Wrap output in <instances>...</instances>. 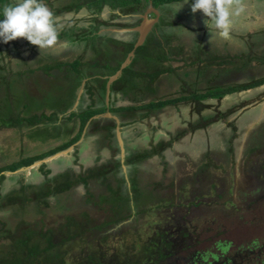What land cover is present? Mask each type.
I'll list each match as a JSON object with an SVG mask.
<instances>
[{
  "label": "rangeland",
  "instance_id": "rangeland-1",
  "mask_svg": "<svg viewBox=\"0 0 264 264\" xmlns=\"http://www.w3.org/2000/svg\"><path fill=\"white\" fill-rule=\"evenodd\" d=\"M10 1L17 2V0ZM74 1L76 0H43V3L55 14L57 7ZM193 2L194 0H190V6L185 4L179 12L178 8H174L173 5L179 6L184 3L172 4L169 10L170 13L172 12L169 17L177 22L172 26L171 34L181 39L183 43H179L175 47L172 44L171 47V43H174L172 40L174 36L167 34V32L164 35L163 30H161L162 39H166L169 44L165 50H162L155 44H151L157 40V36H149L148 40L143 43L147 46L146 53L150 56L149 60L157 62L158 58L167 56L168 59L164 60L166 61L164 66H175L177 73L182 74V76L185 72H188V76L186 73V80L183 85L182 83L180 84L181 87L178 89L177 94L190 95L195 90L206 91L209 87L216 86L217 83L225 86L229 84L230 86L233 85L235 88H239L249 83L264 80V0H242L244 12L236 18L230 38L225 40L217 37L212 44L209 42V30L203 22L206 19L203 13L197 12L193 14L191 11V3ZM114 10L117 12L121 9L116 8ZM110 11V6H108L104 13H110ZM71 15V13H67L64 16H55L58 18V24L62 25L59 37H61L62 32H66L68 37L74 34V31L80 34L82 26L87 20H90V12L84 10L79 11L77 15ZM66 28L70 29L63 31ZM120 35L125 36L126 33H121ZM21 40L26 43L25 45L23 44V49L27 50L24 53L27 59L24 61L25 68L28 67L26 61H29L31 66H39L42 61H37L34 56L39 47L30 44L25 38H21ZM94 42L96 43V40H92L90 45ZM82 44L81 42H69L67 37L63 36L48 51L51 50L53 52L55 50V52H60L58 49L62 47L65 49V52H68L63 57L65 60L68 59L67 61L77 58H82L83 60L89 59L90 57L87 56L88 53L86 54L85 47ZM187 46L189 48H186ZM161 47L165 48L164 46ZM0 48H5L2 40H0ZM105 49H103V53L107 52ZM214 51L225 54V57L219 61L209 60V55L214 53ZM186 52L189 55H193V65L186 58L183 62H172L173 65H171L169 58L172 53L182 56ZM200 54L203 56L202 62L197 61ZM6 55L0 56V86L3 90L2 95H4L3 98L0 96V103L3 105L0 106V117L5 116L10 118L15 112H22L26 116L43 113L44 111L48 115L55 112L54 105L51 107H38L40 102L36 104L34 101L32 102L27 99L28 96L38 93L36 90L37 86H34L29 91L24 89L18 90L25 83L24 77L18 76L16 73L13 74L17 70L14 71L10 67L12 65L9 63V57L6 58ZM88 55L93 57L92 61L85 68L90 72L92 69L90 64L96 59L98 62H102L103 57L94 58L92 53ZM11 57L15 60L16 64L19 59L17 54L14 53ZM133 60L134 57L132 58V62ZM139 63L140 65H144L141 62ZM196 63L197 65H194ZM140 65L136 64V67L142 70L145 69V67H141ZM59 70L63 74L62 79L54 80L51 84L46 83L45 86H40V93L42 95L40 99H44L43 101L46 103L47 101L49 102L47 97L49 95L53 98L51 99L52 102L65 104L66 101L73 100L74 96H76L75 94L78 93V88L72 80V78L75 80L78 76L77 71L71 65L67 69H65L64 65ZM173 72L174 69H171L165 72L162 78L158 79L156 83L157 93L154 97H167L169 92L174 90L175 82L179 81L177 77H168ZM198 80L201 81L200 86H197ZM91 83H93L96 91L94 97L97 98L100 92L98 89L102 86L101 82L96 83L93 81ZM125 88L130 93L132 91H140V88L138 89L137 87L129 89L126 85ZM83 89L84 87L80 85L79 91L81 90L84 93ZM125 92L127 94L126 90ZM228 95L225 98L222 97L221 100L205 101V119L201 120L199 125L192 126L193 128L198 126L203 127L206 131L198 130L195 135L193 134L192 138L186 136L185 139L187 142L189 141L188 149L185 152H177L175 154V160L172 161L174 163L173 167L169 169L165 168L164 170L158 169L159 171L156 175L157 171L155 169L158 168V165L154 166L153 164L148 166V171L152 169L150 176L147 175L146 177L139 178L140 182L143 181L145 183L141 186V190L150 189L155 191V193L151 192L152 194H148L144 191L143 195H140V193L136 194V199L137 201L139 200L138 203L144 206L143 209L146 210V213L140 214L135 218L137 220L135 224H138L136 229L126 225L124 228L126 230L128 227L126 230L127 234H124L122 240L118 238L112 239L113 246L121 243L127 245L138 243L139 236L135 235L137 231L140 233L141 238L146 240L147 236L152 233L155 223H158L168 213L169 215H173L174 219L179 221V224L183 227L188 225V228L194 231L190 232L189 235L192 239H187L188 242L194 244V248L185 249L186 247H182L180 251L181 255L190 254L191 250H194L196 246L197 249L201 250L222 252L221 261L230 258L235 264H264V165H262L264 162V86L253 90H241ZM83 96L82 94L81 97ZM24 103H28V105L24 106ZM187 103L192 104L194 108H203L202 105H196L192 100H189ZM87 104H89L88 101ZM55 105L59 110L60 106ZM80 105L76 103L74 107L76 111L85 110V105L82 104L81 108ZM175 113L171 109H163L159 114L160 118L156 121V126L152 125L154 118L142 120L141 125L143 129L141 130V136H146V141L149 142V139H152V141H154V138L161 139L164 135L163 130L168 126L174 130L179 129V123L182 122L183 116L182 118L181 116L178 118ZM141 117H143V114H141ZM99 118L101 120L95 121L90 128L93 129L92 133L100 125L112 123L110 120H107L111 119V117L109 118L106 114L101 115ZM73 119L75 121L70 120V123H68V120L66 121L68 127L73 129V132L64 133L59 137L55 134L52 125L56 126L60 124L61 120L60 122L50 124H46L47 122L37 124L40 128L41 126H46V129H42L41 132L38 130L32 131L34 127L27 124L18 128L0 129V168L8 167V165L19 162L27 156L37 155L44 150L47 151L63 144L69 137L79 131L80 118ZM165 120L170 121L169 125ZM213 120L216 122L210 124ZM49 126L52 128L48 129ZM154 130H158L161 134H154ZM91 139L93 138L79 141L74 147L80 146L81 149L82 143L89 142ZM74 147L66 155L62 156V154H59L57 158L51 160L55 168L47 160L44 162H41V160L40 162H34L33 166H35L31 169L29 168L30 170L27 169L26 172L31 171L32 174H35L32 181H35L36 184L30 189V187L26 186L28 184L25 185L23 183L24 188L20 189H23V191L27 189L26 194L20 190H13L19 187V181L25 172H19L21 170L17 172L7 171L5 185L2 183L3 181L0 184V193L5 197V201H8L7 194H9V197L14 198L13 200L28 201V197L33 196L34 191H39V185L44 186L47 183H51L52 185L59 184V177L77 181L81 171L82 174L85 172V168L83 170V166L85 165L87 167L89 165L93 167L100 165L87 170L90 173L95 172L100 167H108L112 172L106 176L97 178L98 181L95 180L96 187L79 185L75 190V195L72 196V201L74 200V202L69 201L70 203L72 202V207H67L65 209L67 212L64 215L60 211L52 209L48 204H43L42 200L38 202L33 200L35 202H29L30 206L22 207V209L19 208L20 205L18 208L14 207L10 209V204L6 202L9 205L0 211V229H18L25 220L29 222L40 221L42 227L49 228L53 224H60L65 216L77 213L79 210L82 212L90 210L88 212L92 214L93 219H96L97 216L101 218L104 215V209L108 205L107 198L113 200L111 197L117 196L121 183H124L122 187L127 184L123 172L114 173L116 159L119 156L124 157V155L118 154V156L112 154V159L106 163L102 159L100 161L95 160L96 163L94 161L93 163L87 150L83 149L81 151L79 148ZM176 147L175 151H177ZM181 149H186L184 141L181 143ZM68 161L69 166L64 167L63 163ZM45 171H48V173L45 174ZM141 172H137L138 174L140 173L139 176ZM125 174L127 175V172ZM11 175L14 176L11 177ZM55 175L58 176L56 177ZM117 175L119 178H117ZM49 178L54 179L49 182ZM155 179H158L159 182H156L157 180ZM196 182L201 184L199 189H195L194 185ZM177 188V195L181 192V197H177H180L179 201L175 194ZM128 192L125 190L122 191V194L128 195ZM196 198H201L206 203L204 202L205 204L194 207L196 206ZM50 200L54 203L55 199L51 198ZM101 200L102 202H100ZM176 200L178 203H176ZM115 209L116 207L113 208L112 214L108 216L114 215ZM35 210H41V213L39 212L38 214ZM70 211L73 212L70 213ZM179 215H184V218L182 217L184 222L180 220ZM108 216L106 215L104 218ZM119 229L122 230V227H119ZM8 241L9 239H5V241L0 240V257L7 254L6 252L11 245L8 244ZM15 241H19V238H15ZM220 241L231 242V245L225 252L221 251L218 246ZM82 244L83 242L81 243L76 240L71 247L73 249L80 248ZM175 262L180 264L182 261Z\"/></svg>",
  "mask_w": 264,
  "mask_h": 264
},
{
  "label": "flooded vegetation",
  "instance_id": "flooded-vegetation-1",
  "mask_svg": "<svg viewBox=\"0 0 264 264\" xmlns=\"http://www.w3.org/2000/svg\"><path fill=\"white\" fill-rule=\"evenodd\" d=\"M79 3H81L82 6L79 9H76L75 6H76V4H79ZM179 3H185V0L173 1V2H171V3H169L167 5L169 8H164V7L158 8V7H155L153 5L159 12V17H158L159 20L155 24H153L152 30L148 34L147 39L145 40V42L148 40L149 36L155 35L158 38L153 43L156 45L157 44L156 42L158 41V47L160 45L164 46V45H166L168 43V42H161L160 38L162 39V37H163V36H161V30H163L164 35H166V32H167V34H169L171 36H174L173 34H171L172 33L171 30H172V26L175 24L176 21H174L173 19H171L169 17L171 15V13H172V12L170 13L169 10H170L172 4H179ZM70 4L75 5L74 8L66 10V7L69 6ZM187 5L190 6V0H189V3ZM107 7H108V5H104L101 8V10L98 11L99 12L98 13V12L95 11L94 8L89 6V3H88L87 0H76L74 2H70L69 4L61 5V6L57 7L56 8V13L54 14V16H57V17L64 16L67 13H71L72 14L71 16H73V15H77L79 13V11H81V10L90 12V17H89L90 20H87V22L82 26L80 32L88 33L89 31L93 30L94 27L99 26V29L97 30V33L99 35H106L107 37H109L111 39V41L106 42L104 38L98 37V38L95 39L96 43L94 42L93 44L90 45V42L92 40H88V39H86L85 41L81 40V36H80L81 33L79 34V33L75 32V31H74V34H72L69 37L67 36L66 32H62L63 35L61 34L60 35L61 37H59V38H62L64 36V37H67L69 42L73 41V42H81V43H83L82 45H84V47H85L86 54L87 53L88 54L92 53L94 58L95 57H103V60L108 59L110 61H114L118 56H120V54L122 52V47L125 45V43H127V42L129 43V42H133V41L136 42L137 39H138L139 34H138L137 31H130V32L126 33L125 36H123V35L119 36V34L112 36V34L110 35V34H106V32H100V31L103 28H107L109 26H118L120 28H132L134 26H137L142 21V18H141L140 15L142 13L146 12V10L148 9V6L146 7V9L144 11H134V12H124V10H122V9L120 11L115 12V10L110 7V10H111L110 13H108V12L104 13ZM165 10H167V11L164 14ZM171 11H172V9H171ZM149 17L150 18H155V17H157V15L154 12L151 11L149 13ZM162 20H164V22H161ZM69 29L70 28L63 29V31L64 30H69ZM71 30H73V29L71 28ZM72 37H74V38H72ZM106 39H108V38H106ZM172 40H173L174 43H171V47H172V44L175 47V46H177V44L183 43V41L181 39L177 38L176 36H174V39H172ZM105 43H107L109 45V47H110L109 50L105 46L106 45ZM23 44L25 45L26 43H24V41H22L21 38H18L17 40H14V41H10L8 43H4L3 42V46L5 48H0V56L4 55V54H7L6 58L9 57L8 58L9 63L12 65L10 67L13 68L14 71L17 70L16 72H13V74L16 73V74H18V76L21 75L22 77H24L25 83H23L22 87L18 88V90L20 91V89H24V90L29 91L30 89L34 88V86H37L36 90L38 91L39 94L38 93H34L36 95L33 94L32 96H28L27 99L32 101V102H33V100L36 101V102H37V100L43 101L44 100L43 97H42L43 100L40 99L41 96H42L41 93H40V86H43V85L45 86L46 83L47 84H51L54 80L57 81V80H60V79L63 78V74H61L62 72H60V70H59L61 68H57V67H59L60 63L67 62L68 59L65 60V59H63V57H65L68 54V52H65V49H63L61 47V48L58 49L60 52H55V50L52 52L51 50L48 51V49H47V50L43 51L42 54H41V50L39 49V50H37V52L34 53V56H35L37 61H42L43 63L41 62V64L39 66L34 67V66L30 65L29 61H26V64H27L28 67L25 68V62L24 61L27 60V59H26L24 53L27 50L23 49L24 48ZM105 47H106V49H105ZM133 47H134V45H133ZM186 48H189V46H187ZM186 48H185V50H187ZM103 49L107 50V52L103 53L104 52ZM14 53L17 54V57L21 60V62L18 59V61L15 64V60L11 57ZM88 54H87V56L90 57V58L86 59V62H91L93 57H91ZM135 56H136V53H135ZM135 56H134V58H135ZM223 57H225V54H222V53H219L217 51H214V53H211L209 55V60L219 61ZM185 58H186L187 61L190 60L191 61L190 64L193 65V63H192L193 55L192 54L189 55L188 52H186L182 56L181 55H176V53H172L169 59L171 60V64H172V62H183V61H185ZM73 60H76V59H73ZM202 60H203V56L200 54L198 56V58H197V61L202 62ZM72 61H70V62H72ZM49 65L54 66L51 69V71H54L56 73V76H54L55 78H53V79L51 78L50 80L46 78V75H47V77L49 76V74H47L48 72L47 73L45 72L46 67L49 66ZM194 65H197V63L194 64ZM14 66L16 67V69H15ZM171 67H172V69H174L173 74H171L172 75L171 78L177 77L179 82H175L174 88H173L174 89L173 92H170V94L167 97H165V96L164 97H160V98L159 97H154L156 95V93H157L156 89L154 88L153 91L147 93L146 95H143L142 99L140 101H135L134 98L136 99L137 97L134 96V94L132 95L131 93L126 94L125 88H123V89H115V90L112 88L113 84L118 79L115 80L113 82L112 86H111V96H110L109 102L107 103L106 100H105V96H106V88H105V95L103 97V101L97 103L99 105V107L100 106L103 107V105L106 106L104 112H101V113H98V114H104L105 115V114H107V112H111L113 114H117V116L119 117V119H120V124L119 125L117 124L116 120L111 117L116 122V125H115V128H114V133L111 134L108 131L106 132L104 129H100V130L98 129L97 131H95L93 133H90L89 132L90 128L94 124L93 120L99 118V117H97V118H93L92 117V118H90L87 121V123H86V125H85V127L83 129L82 136L80 137V139L78 141H76L75 143L70 145V146H72V145L75 146L79 141H82L84 139L88 140V138L92 136V137H94L93 139L89 140V142L86 141V142H88V144L90 146V149L93 148L92 146H97L98 148L101 147L100 149H102L103 146H104L111 152V153H108L109 155L108 154H103V157H101L103 162L106 163V162L110 161L112 159V154H115V155L123 154L124 157H120L118 155L119 157L117 158L118 160L121 159L120 160L121 167L119 168V170L117 172L114 170V173H116V174L119 171L123 172V176L126 179V183H127L124 187H122V184H124V183H121V188L119 187V189H118V192H119L120 195L122 194V191H125V190L130 191L131 190L130 191L131 192L130 195H132V197H133V194H132L133 188L137 189L138 193H140V195H143L145 193L144 191H146L148 194H152L151 192L155 193V191H152L150 189L149 190H141V186H143L145 183L143 181L140 182L139 178L146 177L147 175L150 176V174H151L150 171H152V169L149 170V171L147 170L149 165H153V164H154V166L158 165L157 166L158 168L155 169L157 171L156 175L158 174V171H159L158 169L164 170L165 168L169 169L170 167H173L174 163H172V161L175 160V157L174 156H170V157H172V158H170L169 155H167V152L170 153V151H172L173 149L175 150L176 145H177V152L178 153L185 152L188 149L187 146H188V142H189V141L187 142V140L185 139L186 136H189L190 138H192L193 134L195 135L198 132V130L204 131V132L206 131V129L203 128V127L198 126L196 128H193V126H192V125H199L200 121L205 119V117H204L205 116L204 108L206 107L205 106V101H207V100L215 101L217 99L221 100L222 97L225 98L228 94H233V93L239 92L241 90H249V89L253 90V89H256V88H258L260 86H264V80L256 81V82H254V83H256L255 85H251L253 83H249V84L245 85L244 87H239L238 90H233V91H230V92H226L223 96H218V95L215 96V95H213L214 92L218 93L221 90H227V89L235 88L233 85L230 86L228 84V86H225V85H220V83H217L216 86H211V88L209 87L208 89H206V91L205 90H203V91L195 90L190 95H181V94H177V91L181 87L180 84L181 83H182V85L184 84V81L186 80V73H187V76H188V72H185L183 74V76H182V74L177 73V70H176L175 66H171ZM97 70H100V69L98 68ZM59 72H60V74H59ZM109 76L105 75V74L101 75V73H99V74H96L95 77H88L89 79L88 78H84L83 79L85 82L82 81L81 82V86L84 87V89H83L84 93L83 92L80 93L79 88H78V91H77L78 93H76V96L78 97L79 95H82V94L84 95L82 97V99H81V103L80 104L81 105L82 104L85 105V110H87V108H89L91 105H93V103H95L94 106H96L97 104H96L95 101L100 98V96H98L97 98L94 97L96 91H95V87H94L93 83H91V84L93 85L92 89H93L94 95L91 96V90L88 89L89 86H87V81L91 80L92 78H94V80H92V82L95 81L96 83H98V81H96L95 78H107L108 79ZM159 78H161V75L154 80V82H153L154 86L156 85V83H157ZM72 80L75 82L74 78H72ZM134 82H135V80H134ZM198 82L199 83H197V86H200L201 85V81L198 80ZM142 84H145V83H141V85ZM248 85H250V86H248ZM2 94H3V90H2V87L0 86V96L3 98L4 95H2ZM39 95H40V97H39ZM75 97H74L73 100H70L69 102L68 101L65 102V104H70V107L67 109V111L64 113V115L61 114L59 117L69 116L73 112H77V113L79 112V111H76L75 108H74L76 103H77L75 101ZM148 98H150V99L147 100ZM160 100H162V101L169 100L170 102L167 103L164 106H159L158 108H155L154 110H150L151 112L150 111L148 112V109H141V110L137 109V110L133 111V114H134V117H135V122L128 123V124H122V121H123L122 120V115H121L122 112L115 113V112L110 110L113 107L144 106V104H146V103L158 102ZM189 100H192L193 102H195L196 105H202L203 108L202 109H200L198 107L194 108L192 106V104L187 103ZM87 101L89 102V104H87ZM43 102H45V101H43ZM41 104L47 106L46 103H41ZM26 105H28V103H24V106H26ZM81 105H80V108H81ZM116 105H118V106H116ZM0 106H3L2 103H0ZM7 106H8V104H7ZM163 109H166V110L171 109V110H173L174 112H176L175 115L178 118H180V116L182 118V116H183L182 122L179 123V127L180 128L177 129V130H174V129H172V127L168 126V127H166L165 130H163L164 135H163V137H161V139L154 138V141H152V139H149V142H148V141H146L147 140L146 136H143V137L141 136V133H142L141 130L143 129L142 125H141L142 120H145V118H150V119L154 118V120L152 121V125L156 126L157 125L156 121L160 118L159 114H160V112ZM98 114H95V115H98ZM141 114H143V117H141ZM44 122H47L49 124L53 123L51 120H48V119L44 120L43 123ZM56 122H60V120H58ZM214 122H216V121L213 120V121L210 122V124L214 123ZM118 126L120 127V130H121V138L123 137L122 142H123V145L125 147V153H122V151H120V149H121V147L119 145L120 142H118V140L116 139V137H118V134L116 133V129H117ZM106 127H107V125H106ZM42 129L43 130L46 129V126H41V128L38 131L41 132ZM207 130H208V128H207ZM66 131H67V129L65 130V133H68V131L67 132ZM156 133L157 134H161V133L158 132V130L157 131L154 130V134H156ZM116 140H117V142H116ZM183 141L185 142V146H186L185 150L181 149V143ZM85 145H86V143L83 142L81 149H80V146L79 147L76 146L74 148H79V150L82 151L83 149H85ZM70 146H68L65 149H68ZM49 150H51V149H49ZM49 150H47V151H49ZM95 150H97V149H95ZM180 150H182V151H180ZM60 151H62V150H59V151H57V152H55V153H53V154H51L49 156H52V155H54V154H56V153H58ZM87 151H88V155H89V153L93 155V153L95 152L94 150H87ZM45 152H46L45 150L42 151V153H45ZM164 152H165V156H163ZM42 153H40V154H42ZM40 154H37V155H40ZM59 154H62V156H64V154H66V153L62 152V153H58V155ZM81 155H82V152H81ZM30 156H34V155H30ZM30 156H27V157H30ZM49 156H47V157H49ZM107 156H109V158ZM27 157H25V158H27ZM47 157H43V158L37 159L36 161L44 160ZM25 158H23V159H25ZM36 161H34V162H36ZM34 162L32 164H29V165L19 166L15 170L1 171L0 172V178H1L2 175H4V177L2 179H0V184L3 181L2 183H4L3 185H5V179H6L5 175H6L7 171H13V172L16 171L17 172V171L21 170L19 172H22V173L25 172V174L23 175L24 178L21 177V180L19 181V184H20L19 187L17 189H13V190L14 191H17V190L21 191L20 188H24L23 183L25 185L26 184H28V185L31 184L29 186L26 185L27 187L33 186L34 184H36L35 181H32V180H34L33 178H34L35 174H32L31 171L30 172H26V170L28 169L27 167L28 166H32L34 164ZM49 162L51 163V160ZM63 164H64L63 165L64 167L69 166L68 165L69 161L66 162V163L64 162ZM51 165H54V164L51 163ZM9 166L10 165H8V167ZM97 166H100V165H96L95 167H97ZM92 167H93L92 165H89L88 167H87V165L83 166V170L85 168V172L82 174V171H81V174L79 175V176H82V177H88V182L87 183H84L83 181H80V182L76 183L70 190L62 192V193H58L56 191V187L54 185V186L51 187L54 191L49 196L43 195L44 198L41 199L42 203L43 204L44 203L48 204L50 207H52V209H55V211L56 210L60 211V213H63V215H64L65 212H67L65 209H67V207H72L71 203L74 202V200L72 201V199H73L72 196L75 195L74 194L75 190H76V188L79 185H86V186H89V187L90 186L96 187L95 186L96 185L95 182L98 181L97 178L91 177L90 176L91 173L87 171L89 169L95 168V167H93V168ZM54 168H55V165H54ZM102 168L103 167H100V169H102ZM100 169H97L95 172L99 171ZM139 171L143 172V173L141 172L140 176H139L140 173L139 174L137 173ZM110 172H112V171H110ZM110 172H108L107 174H109ZM125 172H127V175L125 174ZM60 174L62 175V173H60ZM12 176H14V175H11V177ZM55 176H58V175H55ZM79 176H78V178H79ZM152 177H153V175H152ZM59 178H60V180L58 181L59 184L60 183H64L63 180H65V179H62L61 177H59ZM117 178H119L118 175H117ZM122 180L124 181V179H122ZM155 180H157L156 182H159L158 179H155ZM17 184H18V182H17ZM17 184L15 183V185H17ZM39 186H42V185H39ZM194 186H195V189H199V186H201V184H198V182H196ZM151 187L154 188L155 186H151ZM214 187H215V185H214ZM156 189H158V188H156ZM177 190H178V188L175 191L176 195H177V192H178ZM190 192H191V190H190ZM112 193H113V191H112ZM180 193L181 192L178 193L176 198L178 196L181 197ZM68 195H69L70 199H69ZM2 197H3L2 201L3 202H8L9 204L14 199L12 197H9V194H7L8 201H5V197L3 195H2ZM51 198L55 199L54 203L51 202V200H50ZM111 198L113 200H109L107 198L106 201H107L108 205L104 209L105 213L99 219L103 220V219H105L104 217L106 215L108 216L109 214H112L114 207H116L117 209H120V211H123L124 207H127L126 203H124V202L120 203L121 198L117 199L116 196L111 197ZM179 198H177L178 201H179ZM116 199H117V201L119 200L117 203H115ZM70 200L72 201L71 203L69 202ZM177 200H176V203H178ZM29 202L25 201L24 203H21L18 200L14 204H10L9 208L10 209L14 208V207L18 208V206L20 205L19 208L22 209V207L30 206ZM32 202H35V201H32ZM36 202H38V201H36ZM100 202H102V200ZM196 202H198V203L201 202L202 205L206 203L201 198H196ZM165 203H167V201H165ZM132 207H133V215H131L129 218H126L121 223L120 222L114 223L113 226L108 225L106 227H103V228H107V229H103V230H107L108 232H114L113 236H112L113 239L118 238V239L122 240V237L124 236V233L119 229V227H123L122 226L123 224L133 222V219L136 216L135 215V211H138V209H137L138 206L133 204ZM194 207H198V206L196 205ZM35 211L39 214V212L41 210H38V211L35 210ZM80 211L81 210H79V212ZM88 211H90V210H88ZM88 211L85 210L86 213H88L90 216H92V214L89 213ZM72 212L73 211H70V213H72ZM97 217H100V216H97ZM179 217H180V220L182 222H184L182 220V217L184 218V215H179ZM26 221H28V220H25L24 222H26ZM0 230H4V231H0L1 232L0 233V237L2 235H7L6 233L8 231H7L6 228H1ZM117 230H118V232H117ZM182 230L183 231H187L188 230L187 225H185L183 227L181 224H179V221L174 219L173 215H169L168 213H166L165 217H163L158 223H155L152 233L150 235H148L147 238L154 240L155 236H158L156 241H158L159 243H162V240H165V242H167L168 241V239H167L168 237H170L171 240H174V238H173L174 235H177V233H181ZM189 235L188 236H184L183 235L182 236L183 238L177 237L178 242L176 241V245L178 244L180 248H182L185 245H187L188 244L187 238L189 237ZM0 240L5 241V238H0ZM185 240H186V242H185ZM156 244H157L156 242H153L152 245H156Z\"/></svg>",
  "mask_w": 264,
  "mask_h": 264
},
{
  "label": "trees",
  "instance_id": "trees-1",
  "mask_svg": "<svg viewBox=\"0 0 264 264\" xmlns=\"http://www.w3.org/2000/svg\"><path fill=\"white\" fill-rule=\"evenodd\" d=\"M89 3V6L94 8L96 12L100 11L101 8L104 5H108L113 9L120 8L124 10V12H134V11H144L146 7L149 5L150 0H87ZM173 1L178 0H152V3L155 7H164L169 8L167 5ZM15 4V2L10 0H0V19H3V9L4 7L8 5ZM75 5L70 4L66 7L67 9L74 8ZM82 6L81 3L76 4V9H79ZM168 10V9H167ZM164 14L166 13V11ZM169 12V11H168ZM99 13V12H98ZM161 22H164L162 20ZM99 29V26L94 27L93 30L89 31L88 33H81V40H95L96 38H104L106 42L111 41L109 37L106 35H99L97 33V30ZM155 36V35H152ZM108 38V39H106ZM161 42H166V39H161ZM92 42V41H91ZM103 42V41H102ZM135 41L133 42H127L122 47V52L120 56H118L114 61H110L108 59L101 60L102 62H98L97 59L91 63L92 69L90 72H88L85 68L86 65L90 62H86V60H83L82 58H78L72 62H62L59 64V67L57 68H63L65 65V69H67L70 65L73 67L74 70L77 71V77L75 79V85L77 88L81 85V82L84 78L88 77H95L96 74L101 73L105 75H112L119 69L121 63L125 60L127 54L132 50L133 45ZM156 46H158V41L156 42ZM107 49L109 50L110 47L107 43H105ZM154 44V43H151ZM166 45L169 46L167 43ZM166 45L161 47L162 50L166 49ZM147 46L141 45L136 50V56L133 60V62L127 66L124 70L122 75L118 78V80L113 84L112 88L115 89H123L127 85L129 89H132V87L140 88V91H132L131 94L136 96L137 98L135 101H140L142 99L143 95H146L147 93L154 90L153 82L154 80L159 77L160 75L164 74L165 72H168L172 69V67H166L164 66L165 59H168L167 56H163L162 58H158L156 61L149 60V55L146 53ZM160 49V50H161ZM143 63L144 65H140V63ZM137 65H140L141 67H145V69H139V67H136ZM54 66H47L45 69V72L49 74L47 79H53L56 76V73L54 71H51V69ZM100 70H97V69ZM37 78V77H36ZM96 81L101 82V87L99 89V96L100 98L97 99L95 102L96 104L103 101V97L105 95V88H106V82L107 78H95ZM135 80V82H134ZM91 80L87 81V86H89L88 89L91 90V96L94 95ZM141 83H145L142 84ZM91 84V85H90ZM256 83H253L251 85H255ZM250 86V85H248ZM239 88H232L227 90H221L218 93H213L215 96H223L226 92H230L233 90H237ZM127 91L128 90L125 88ZM76 95V94H75ZM49 102H43L40 100H37V102H40V105L38 104V107H51L55 106L52 114L48 115L46 111L43 113H35L33 115L26 116L22 112H15L14 115H12L10 118L7 117H0V129L4 128H18L23 126L24 124H27L29 126H32V131L39 130L40 127L36 126L37 124L43 123L44 120L48 119L52 122H56L58 120H61V123L54 126L52 125L55 134L57 137L62 136L65 133V130L67 129L68 133L73 132V129H70L68 127V123L70 120H74L73 118H80L79 119V131L69 137L63 144L59 145L56 148H53L49 151H46L45 153H42L40 155H34L27 157L23 160H20L19 162H15L14 164H11L9 167H2L0 168L1 171L5 170H15L19 166L22 165H29L32 164L37 159L47 157L59 150H63L70 146L71 144L75 143L80 139L82 136L83 129L87 123V121L92 118L95 114L104 112L105 105L103 107H95L91 105L87 110L73 112L69 116L66 117H59L61 114L64 115V113L67 111V109L70 107V104H61L52 102L51 99H53L50 95L47 96ZM75 97V96H74ZM39 99V98H38ZM74 99V98H73ZM34 101V100H33ZM51 101V102H50ZM36 104L37 102L34 101ZM169 100H160L158 102H151L146 103L144 106H126V107H113L110 109L111 111L118 113L122 112V124H128L135 122V117L133 114V111L139 109H148V112L150 110H154L155 108H158L159 106H164L167 103H169ZM41 103H46L47 106L42 105ZM58 107L60 106L59 110ZM151 112V111H150ZM23 115V116H21ZM65 118V120H64ZM68 120V123L66 121ZM99 119L93 120L94 122ZM110 120L112 123L107 125H100V127H97L96 130L104 129L106 132H110L111 134L114 133V128L116 125V122L114 119H107ZM49 124V123H46ZM51 126L48 127L52 128ZM37 128V129H36ZM47 129V132H48ZM93 129H90V133H92ZM66 131V132H67ZM50 133V132H49ZM60 133V134H59ZM53 134V135H55ZM59 134V135H58ZM264 165V163L262 164ZM121 167L120 160L116 159V164L114 166L115 171L117 172L119 168ZM108 167H103L97 172H93L90 174L93 178H99L102 176H106L108 172H110ZM45 174L48 173V171L44 172ZM4 175L1 176L0 179H2ZM57 177V176H56ZM55 177V178H56ZM54 178H49V182L53 180ZM64 179V178H62ZM64 183L56 184V191L58 193H62L65 191L70 190L76 183L83 181L84 183L88 182V177H82L79 176L77 181L72 179H65L63 180ZM35 185L31 186L30 189H32ZM54 186L51 183H47L44 186H40L39 191H34L33 196L28 197L27 202H32L33 200L39 201L43 199V195L49 196L54 190L51 188ZM261 189H263L261 187ZM27 190V189H26ZM23 191L25 194L27 191ZM131 191V190H130ZM128 192V195H120L119 192L117 193V199L121 198L120 203H126L127 207H124L123 211H120V209H115V214L108 216L105 219H98L100 217H96V219H93L92 216H90L86 212H77L73 213L69 216H65L63 218V221L60 222V224H56L53 226H50L49 228L42 227L40 221H34V222H22V224L15 229H8L7 228V235H2L0 238H7L9 239L8 244L10 245V249L8 248L7 254L0 257V264H177L175 261H182L180 264H235V262L230 259L226 258L224 261L222 260V252H213L210 250H201L197 249L195 246L194 250H191L190 254L188 255H181L180 251L182 248L179 247V245H176L177 237L182 236H188L190 232H194L188 228L187 231H183L181 233H177V235H174V240H171L170 237H168V241L165 242V240H162V243H159L156 241L158 236H155V239H149L147 238L144 240L140 236L139 232H135L136 236H139V242L133 243L131 245L127 244H119L115 246L112 245V239L113 234L112 232H108L107 230L104 231L103 228L108 225L113 226L114 223L123 222L126 218H129L131 215H133V204L138 206V211H135V217L133 219V222L123 224L122 226V232L127 234L126 230L128 227H134L135 229L138 227V224H135V221H137L135 218L140 215L146 213V210L143 209L144 206L138 203L136 199V194L138 193V190L133 188L132 195H130L131 192ZM263 191V190H262ZM3 197L0 193V211L6 207V202L2 201ZM117 199L115 200V203H117ZM21 203H24L25 201L19 200ZM16 200H13L10 204H14ZM201 202H196V205L200 206ZM145 205V204H144ZM132 223V224H131ZM128 226L125 230V226ZM188 227V225H187ZM114 233V232H113ZM122 236V235H121ZM120 236V237H121ZM15 238H19V241H15ZM188 238L192 239L191 236ZM187 238V239H188ZM165 239V238H164ZM78 240L82 244V247L80 248H74L71 247L74 245L75 241ZM15 241V242H14ZM18 242V244L15 245V243ZM111 242V243H110ZM153 242H156V245H152ZM186 242V240H185ZM188 242V241H187ZM70 245V246H69ZM81 245V244H80ZM231 245V242L228 241H220L219 248L221 251L225 252L229 246ZM111 246V247H110ZM139 247V248H138ZM185 249L194 248V244L188 242L187 245H185ZM1 251V249H0ZM1 253V252H0ZM1 255V254H0ZM4 257V258H3Z\"/></svg>",
  "mask_w": 264,
  "mask_h": 264
},
{
  "label": "clouds",
  "instance_id": "clouds-1",
  "mask_svg": "<svg viewBox=\"0 0 264 264\" xmlns=\"http://www.w3.org/2000/svg\"><path fill=\"white\" fill-rule=\"evenodd\" d=\"M188 3L189 0H185L184 4L173 7L179 12ZM191 11L193 14L203 13L212 44L217 37L230 38L235 20L244 12V7L242 0H194ZM3 16L0 19V40L4 43L25 38L38 46L42 54L58 42L62 25L58 24V18L43 0H17L4 7Z\"/></svg>",
  "mask_w": 264,
  "mask_h": 264
},
{
  "label": "water",
  "instance_id": "water-1",
  "mask_svg": "<svg viewBox=\"0 0 264 264\" xmlns=\"http://www.w3.org/2000/svg\"><path fill=\"white\" fill-rule=\"evenodd\" d=\"M151 11L154 12L157 15V17L150 18L149 17V13ZM140 16L142 18V21L137 26H134L132 28L109 27V28H103L100 31V32H106L108 30H112V31L115 32V35H118V34H121V33L122 34H125V33H128L130 31H137L138 34H139L138 39L135 42L133 49L128 53V55L125 58V60L121 63L119 69H117V71L115 73H113L112 75H110L108 77V79H107V82H106V96H105V100H106L107 103L110 100V96H111V86H112L113 82L115 80H117L122 75L123 70L127 66L130 65V63L132 62V58L135 56L136 49L145 42V40L147 39L148 34L152 30L153 24H155L159 20V18H158L159 17V12L153 6L152 0H150L149 5H148V9L146 10V12L143 13V14H141ZM81 90H80V93H82ZM101 115H103V114L95 115V116H93V118L100 117ZM106 115L109 116V117L114 118L116 120V122H117L118 125L120 124V119H119V117L117 115H113L111 112H107ZM116 133L118 134L119 140H120L121 145H122V148L121 149L123 151V142H122V139H121V130H120V127L119 126L116 129ZM73 147H74V145H72L68 149H64V150H62V151H60L58 153L65 152L67 154V152L71 151ZM58 153H56V154H58ZM56 154H54V155H56ZM45 160H47V159L41 160V162H44ZM29 167L30 166H28L27 168H29Z\"/></svg>",
  "mask_w": 264,
  "mask_h": 264
},
{
  "label": "crops",
  "instance_id": "crops-1",
  "mask_svg": "<svg viewBox=\"0 0 264 264\" xmlns=\"http://www.w3.org/2000/svg\"><path fill=\"white\" fill-rule=\"evenodd\" d=\"M109 27H118V26H109ZM109 27H107V28H109ZM82 33V32H81ZM106 34H112V36L113 35H115V32L114 31H112V30H108V31H106ZM172 39V38H171ZM166 42H167V40H166ZM167 60V59H166ZM172 65V64H171ZM163 75V74H162ZM162 75H161V78H162ZM172 76V75H171ZM171 76H168V77H171ZM156 83V82H155ZM154 83V84H155ZM153 87L156 89V85L154 86L153 85ZM170 92H173V91H170ZM170 92H169V94H170ZM81 99H82V97H81V95H79L78 97L76 96L75 97V101L78 103V104H80L81 103ZM95 107H99V105L97 104ZM169 120H170V117H169ZM165 121H167L168 123L167 124H169V122L170 121H168V120H165ZM97 131V130H96ZM168 132V131H167ZM91 136V135H90ZM89 138H94V137H89ZM116 139L118 140V142H120V140H119V137H116ZM121 139H123V137L121 138ZM117 140H116V142H117ZM120 147L122 148V145H121V142H120ZM88 146V147H87ZM180 146V145H179ZM93 148H91L90 149V146H89V144L86 142V145H85V151L86 150H94L95 152L93 153V155L92 154H89V157H91V161L93 162V161H95V160H100V159H102L101 157H103V154H108V153H111L106 147H104L103 146V148L102 149H100L101 147H97V146H92ZM177 148V147H176ZM95 149H97V150H95ZM120 151H122V149H120ZM104 152V153H103ZM122 153H125V147H124V145H123V151H122ZM177 153V151H175L174 149L172 150V151H170V153H168L167 152V155H169V157L170 156H175V154ZM66 155V154H65ZM109 155V154H108ZM162 155V154H161ZM163 156H165V152H164V155ZM108 158H109V156H107ZM170 158H172V157H170ZM121 160V159H120ZM160 161V160H159ZM105 163V162H104Z\"/></svg>",
  "mask_w": 264,
  "mask_h": 264
},
{
  "label": "bare ground",
  "instance_id": "bare-ground-1",
  "mask_svg": "<svg viewBox=\"0 0 264 264\" xmlns=\"http://www.w3.org/2000/svg\"><path fill=\"white\" fill-rule=\"evenodd\" d=\"M57 156H59V155L56 154V155H54V156H53V155H52V156H49V158H47V161L49 162L50 160H53V158H56ZM34 166H35V165H34ZM34 166L32 165V166H30L29 168L31 169V168H33ZM29 168H28V169H29ZM30 169H29V170H30Z\"/></svg>",
  "mask_w": 264,
  "mask_h": 264
}]
</instances>
